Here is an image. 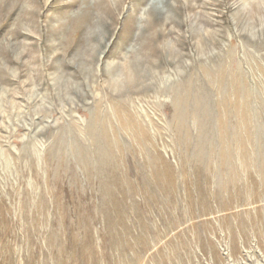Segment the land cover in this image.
<instances>
[{"label": "rangeland", "instance_id": "1", "mask_svg": "<svg viewBox=\"0 0 264 264\" xmlns=\"http://www.w3.org/2000/svg\"><path fill=\"white\" fill-rule=\"evenodd\" d=\"M0 264H264V0H0Z\"/></svg>", "mask_w": 264, "mask_h": 264}]
</instances>
